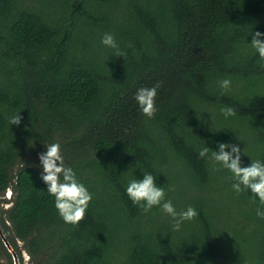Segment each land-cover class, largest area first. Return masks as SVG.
Returning <instances> with one entry per match:
<instances>
[{"label": "trees", "instance_id": "trees-1", "mask_svg": "<svg viewBox=\"0 0 264 264\" xmlns=\"http://www.w3.org/2000/svg\"><path fill=\"white\" fill-rule=\"evenodd\" d=\"M252 31L264 33V0H0V222L16 253L22 241L35 264H264L259 199L199 157L233 143L242 166L264 162ZM105 33L118 48L101 43ZM157 83L149 119L134 97ZM34 143H59L91 193L78 226L59 216L42 169L20 165ZM143 172L197 217L177 232L160 208L133 204L126 187ZM223 195L238 217L220 215ZM4 251L0 264H14Z\"/></svg>", "mask_w": 264, "mask_h": 264}, {"label": "clouds", "instance_id": "clouds-1", "mask_svg": "<svg viewBox=\"0 0 264 264\" xmlns=\"http://www.w3.org/2000/svg\"><path fill=\"white\" fill-rule=\"evenodd\" d=\"M251 37L249 46L258 53L259 59L264 61V33L252 31ZM101 43L106 47L118 48L114 36L109 33L104 34ZM116 56L126 57L119 53ZM219 86L228 90L231 80L224 78L219 81ZM159 87L160 84L157 83L151 88H140L134 97L141 113L149 119L153 118L156 113V97ZM220 111L225 118L236 115L232 107H222ZM9 123L19 126L20 113L12 116ZM45 147L46 151L39 154V166L42 168L40 179L46 185L47 193L54 197L55 208L62 220L67 224L78 226L85 218L92 195L87 187L77 179L75 171L65 166L60 144L45 143ZM217 147L218 151H214L208 146H202L199 149V157L211 161L215 170H219L216 169L217 165L228 170L232 174L233 191L238 194L242 191H250L254 197L259 199V204L264 208V162L251 160L250 165L242 166V151L237 144L220 143ZM126 194L144 213L150 212L154 207L160 208L164 214L171 217L173 230L177 232L180 231L184 222L192 221L198 215L192 206L178 212L171 200H165L164 187L157 186L156 178L151 173L143 172V179L131 178L126 187ZM262 208H257L256 214L264 219Z\"/></svg>", "mask_w": 264, "mask_h": 264}, {"label": "rangeland", "instance_id": "rangeland-1", "mask_svg": "<svg viewBox=\"0 0 264 264\" xmlns=\"http://www.w3.org/2000/svg\"><path fill=\"white\" fill-rule=\"evenodd\" d=\"M30 147H31V151L27 152V154L25 155V157H24V159L20 165L29 164L30 166L41 168L39 166L40 165L39 154L46 151L45 144L38 145V144L34 143L33 145H30ZM10 197H11V190L8 189L5 192L4 198L9 199ZM227 200L228 199H227L226 195L218 197V201H220V204H218V205L221 207L220 215H223V216H230L231 215L233 217H238L240 214V210L236 209V208L227 207V205H226ZM9 207H10V205L4 204L3 209H8ZM2 217L6 218V214H4V215L1 214V218ZM17 243H18V252H20L22 255V258L18 255L20 264H35L32 257L29 255V252L25 248L24 243L22 241H18ZM4 246L5 245L2 241V239L0 238V262L1 263L7 262V256H6V253L4 251Z\"/></svg>", "mask_w": 264, "mask_h": 264}, {"label": "water", "instance_id": "water-1", "mask_svg": "<svg viewBox=\"0 0 264 264\" xmlns=\"http://www.w3.org/2000/svg\"><path fill=\"white\" fill-rule=\"evenodd\" d=\"M0 238L2 239L4 245L7 248V250L9 251V253H11L13 261H14V264H20L19 258H18V255H17L16 251L11 246V244L9 243L5 233L3 232V229H2V226H1V222H0Z\"/></svg>", "mask_w": 264, "mask_h": 264}]
</instances>
